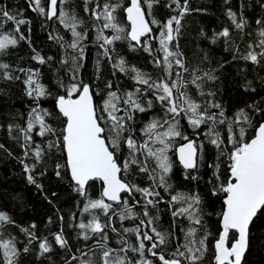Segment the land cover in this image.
<instances>
[{
	"label": "trees",
	"instance_id": "obj_1",
	"mask_svg": "<svg viewBox=\"0 0 264 264\" xmlns=\"http://www.w3.org/2000/svg\"><path fill=\"white\" fill-rule=\"evenodd\" d=\"M127 3L128 0H64L63 3L58 2L57 16L47 19V15L35 10L34 0H0V9L8 11L17 20L27 21L19 26L20 31L16 33L15 23L0 17V32L14 34L17 38L21 34L24 36V39H18L16 45L0 50V64L9 66L0 69V212L6 213L11 220V223H0V239L13 242L17 250L14 264H104L103 253L106 250H111L110 261L124 257L128 264L141 260L160 264L148 253V248L158 243L153 227L167 234L166 243L153 249L158 255L177 259L180 264H211L224 197L223 192L214 194V189L228 178L227 155H220L222 150L231 149L227 143V120L234 119L235 114L243 109L251 117L252 127L234 125L233 134L238 137L239 127H245L248 139L252 137L258 122L264 120V55H260L264 48L259 46V32L264 29V0H187V11L182 17L173 0H153L150 10L143 6L145 18L149 22L155 19L159 23H149L152 31L140 38L137 45L127 39L123 13ZM179 3L183 8L185 0H179ZM105 4L119 5L114 15L118 26L124 29L122 33L104 28L103 16L97 18L93 15V9L102 13ZM41 6L46 10L47 0H41ZM85 8L88 10L85 11ZM61 10L68 14L69 23L72 16L82 21L76 25V31L81 35L75 48L70 46L76 39L71 27H65L59 18ZM229 11L235 14L237 23L244 21L242 28L235 27ZM173 16L179 18L181 23L179 32H174V39L168 42V48L182 54L180 58L188 71L185 72L173 62L172 74L166 76L160 33L162 26ZM258 20L261 23L258 24ZM225 29L229 35H219ZM118 34L121 39H113ZM98 36L101 38L98 39ZM105 39L112 42L105 43ZM250 52L257 54L256 62L243 59ZM37 54L44 63L34 59ZM158 59L160 65L155 63ZM120 61H124L125 71L116 67ZM133 68L156 82L161 78L166 81L183 79L187 84L182 90L201 105V111L207 110L206 115L215 114L217 121L221 119L219 112L223 110L226 122L215 125V131L223 141L220 148L210 142L208 130L211 121L194 128L185 114L173 120V115L166 111L167 105L156 98L161 93L135 81V73L131 71ZM194 70L202 77L200 89L190 83ZM207 71L215 76L214 80L203 76ZM5 72L11 79L5 78ZM177 73L181 75L178 77ZM29 76L33 78L32 85L26 84ZM36 83L43 86L44 96L36 97L35 93L28 95L29 88L34 89ZM71 83L88 84L98 108H102V102L109 92L117 93L120 111L115 115L125 117L126 129L117 152L121 165L126 158H130V150L124 142L129 134L140 145L148 139L142 129L152 120L178 122L177 130L181 136L170 138L171 146L167 153L173 165L166 177L171 185L167 192L164 188H155L149 174L141 172L139 164H133L127 171L122 169L118 176L139 188L154 189L160 193L159 198H145L141 192L133 189L120 193L121 199L117 203L104 201L112 205L107 213L102 209L84 211V205L89 200L102 199L99 194L101 185L97 180H90L85 186L86 195H81L76 191L77 186L70 181L65 167L60 135L63 119L54 108V99L64 95L65 87ZM129 92L134 93L133 98L145 111L123 103ZM173 93L179 95L175 89ZM212 104H219L220 108L211 107ZM37 107L47 110L49 115L45 117V123L55 130V134L38 135L39 124L34 123L31 140L26 141L22 129L27 127L32 109ZM103 115L107 121V113ZM128 116L131 119H127ZM110 124L111 121H108L105 127ZM184 137L194 141L197 149L196 167L191 170H183L174 158V148L187 141ZM37 147L41 150L39 161L35 157ZM135 157L147 162L149 171L155 168V160H148L146 151L136 152ZM25 165L29 166L30 171L25 170ZM57 165L62 167L58 169ZM57 171L60 175H57ZM29 175L34 183L29 182ZM178 193L199 196L200 204L194 206V216L199 215L201 224H195L187 214L173 217V211L187 207L185 203L171 201V196ZM146 199H152L155 203L146 205ZM126 206L132 209L134 215L121 219ZM146 208L148 216L144 215ZM93 217L102 225L101 231L93 232L90 228L79 227ZM149 219H152V224L148 223ZM141 221L144 223L141 224ZM137 228L139 239L137 232L125 231ZM189 228L196 229L192 236H187ZM144 232L153 240L143 241L145 249L141 256L140 252L131 249L139 248ZM57 234H62L66 241L64 247L56 243ZM85 236L88 238L85 239ZM201 239L204 240L203 246L199 244ZM234 239V232L229 231L226 243ZM42 242L49 245L48 252L41 250ZM189 248L193 250L189 251ZM196 249H201L203 255ZM179 252L184 255L180 256ZM192 256H200V259L192 261ZM0 264H6L3 249H0ZM241 264H264V212H258L249 224L248 246Z\"/></svg>",
	"mask_w": 264,
	"mask_h": 264
},
{
	"label": "snow or ice",
	"instance_id": "obj_2",
	"mask_svg": "<svg viewBox=\"0 0 264 264\" xmlns=\"http://www.w3.org/2000/svg\"><path fill=\"white\" fill-rule=\"evenodd\" d=\"M63 3L64 0H50L47 11L41 6V0H34L36 9L41 14L47 15L48 18H53L57 16V5ZM176 4L177 9H180V16L182 17L187 11V0H185V5L181 8L179 0H173ZM153 0H130V6H128L125 11L127 12V19L131 22V31L128 33L132 41L140 42L142 36H146L150 33L152 29L149 27V23L158 24L159 21L152 19L150 22L145 18V10L143 8L146 5L147 9L152 8ZM119 5H104V10L102 13L96 12L93 9V15L103 16L105 23L104 28H111L116 30L117 33H122L123 28L119 27L116 23V17L114 15L115 8ZM88 9L85 8V11ZM150 15V11L148 13ZM229 17H231L235 27L240 29L244 25V21L236 22V16L234 13L229 11ZM0 17L6 21H13L15 23V32L19 33V26L25 24L27 21L24 19H16L15 16L10 15L8 11L0 9ZM59 18L61 23L65 27H71L72 35L76 39L70 45L72 48L77 46L78 40L80 38V33L76 31V25L82 23L78 21L75 16L71 17V23H69L68 14L63 10L59 12ZM180 19L173 16L167 20L166 24L162 26L160 33V45L161 50L164 53L163 65L164 73L166 76L172 74L171 70L173 68V62L175 65L184 69L185 72L188 69L185 67L183 60L180 58L182 54L179 51L172 52L169 51L168 42L174 39L173 33L179 32ZM257 23H261L259 20ZM173 24L176 25L175 29ZM2 28V25H0ZM219 35L227 37L229 32L227 29L223 30ZM260 44L259 46L264 48V29L259 32ZM98 39L101 37L98 36ZM18 39H24L21 34L18 38L11 33L0 32V50H5L9 46H14L17 44ZM113 39H121L118 34L113 37ZM111 40L105 39V43H111ZM251 47V46H250ZM264 55V52L260 53ZM34 59L38 60L40 63H44V60L37 54ZM243 59H250L252 62L257 61V54L249 53L244 56ZM157 65L161 64L158 59L155 61ZM124 61H120L116 67H119L121 71H125ZM9 66L7 64H0V69H7ZM135 73L133 79L139 84L147 85L150 89H156L161 94L157 95V99L167 105L166 111L173 115V120L175 117L185 114L188 116V122L194 128H198L200 125L211 121L212 125L208 130V135L211 138L210 142L217 148L223 141L220 139V134L215 131L216 123L224 124L226 122L225 114L223 110L219 112L221 119L217 121L215 114L206 115V109L201 111V105L198 104L185 90L187 82L183 79L166 81L161 78L160 81H152L150 77H147L145 73L140 72L138 69H131ZM5 78L11 79V76L5 72ZM178 77L180 73L176 74ZM203 76L208 80H214L215 76L211 74L210 71L204 72ZM202 77L193 71L191 84L195 85L197 89L201 88ZM34 83L32 76H29L26 80V84L32 85ZM110 87V85H109ZM173 89L179 95H174ZM66 96L61 95L57 98V107L60 114L64 118V128L60 135L62 136V149L66 153V165L70 170L71 179L76 184V191L81 195H86V184L93 179H101L104 183V189L102 192V197H106L109 201H119L121 199L120 193L122 191H135L141 192L145 198L160 197V193L154 189L149 188H139L136 185H132L124 182L122 178L118 176L123 169L127 171L128 168L133 164L140 165V171L149 174L150 179L154 181L155 188H164L167 192L171 185L167 183V175L171 172L172 162L167 155L168 150L171 146L170 138L181 136V132L177 130L176 123H169L168 121H157L152 120L142 129V132L147 136V140L144 143L137 145L136 141L129 134L126 141L128 149L130 150V158H126L123 164L119 162V157L117 152L121 147V141L123 140V133L125 132V117H118L115 115L120 109L117 107V102L119 97L116 92H109L108 96L103 100L102 108H98L93 101V94L90 92V87L88 84L83 83H71L65 88ZM140 91V89H137ZM35 93L36 97L44 96L45 90L42 85L36 83V87L29 88L28 95L32 96ZM155 95V92L153 93ZM201 95L203 93L201 92ZM127 99L123 101L124 104L130 105L141 112L145 111L143 107L133 98L134 93L129 92L126 94ZM149 107H151V102H149ZM211 107L220 108L219 104H212ZM126 111V110H125ZM103 113H107V121ZM49 115L47 110L33 108L29 114V121L27 127L22 129L24 138L26 141L31 140L30 133L33 130L34 123L39 124L40 136H44L46 133L55 134V130L45 123V117ZM127 119H131L130 116ZM111 121L109 127H105V124ZM228 132L227 143L231 145L230 150H222L220 155H227L229 161V176L226 181H221L218 188L214 189L215 192H223V211H222V231L219 234V238L216 240L215 249L216 264H241V258L245 253V249L248 246V228L250 222L258 212H264V120L258 122V127L254 129V135L248 139L246 138L245 127H239V136L233 134V126L246 124L248 127H252L251 117L244 112L243 109L235 114L234 119L227 120ZM186 140L187 137H184ZM52 145H50L51 147ZM2 147V146H0ZM139 151H146L147 159L155 160V168L149 171V164L147 162L139 161L135 157V153ZM197 149L194 147V141L188 140L186 144L179 148V160L183 167L187 169H192L196 167V157ZM27 155V153H25ZM35 157L37 161L41 158V150L37 147L35 152ZM34 167V166H33ZM62 165H57L59 169ZM214 167H219V165H214ZM25 170L30 171L29 166L25 165ZM57 175H60L57 171ZM215 175V173H214ZM158 178V183L156 182ZM219 179V177H216ZM195 179V177H193ZM30 183H34V179L31 175L28 176ZM39 187V185H38ZM171 201L182 202L187 204V207H180L172 212L173 217L187 214L188 218L192 220L195 224H201V219L199 215L194 216V206L200 204V198L198 195H186L178 193L171 196ZM155 203L152 199H146V205H153ZM127 204V202H125ZM112 207L111 204L105 203L103 199L89 200L84 205V211L88 212L90 209H102L105 213ZM134 215L133 211L129 207H125L124 211L121 213V219H125ZM144 215L148 216L147 208L144 211ZM9 222L11 220L9 216L0 212V223ZM144 221H141L143 224ZM149 224H152V219H149ZM81 229L90 228L93 232H99L102 229V225L96 222V218L93 217L91 221L87 224L81 223L79 225ZM236 230L239 233V238L235 242L231 243V246H226V242L229 240V231ZM125 231H135L138 234V239L140 238L139 228L137 229H125ZM152 231L158 238V243H153L148 251L152 253L153 256H157L158 253L154 252L153 249L158 248L159 245L165 244L167 241V234L160 233L156 231L153 227ZM196 232L195 228H189L187 236H192ZM85 239L88 237L85 236ZM56 243L61 247L66 245L62 234H57L55 236ZM152 241L153 237L147 232L143 233V239L139 244V248H132L131 250L140 252L143 256L145 244L143 241ZM189 243H192L189 241ZM199 244L203 246L204 240L201 239ZM187 247V245H185ZM40 248L43 252L49 251V245L47 242H42ZM0 249L4 251V257L6 264H14V257L17 255V250L11 240L0 239ZM192 251V248L188 249ZM203 252L201 249H196ZM27 251V249H25ZM111 250H106L103 253L105 258L104 264H128L126 258L116 257L115 260L110 261ZM180 256H183V252H179ZM159 260L162 264H180L177 259H166L163 254H159ZM192 261H198L200 256L190 257ZM82 264H90V262H82ZM136 264H151L150 261H137Z\"/></svg>",
	"mask_w": 264,
	"mask_h": 264
},
{
	"label": "water",
	"instance_id": "obj_3",
	"mask_svg": "<svg viewBox=\"0 0 264 264\" xmlns=\"http://www.w3.org/2000/svg\"><path fill=\"white\" fill-rule=\"evenodd\" d=\"M49 3H50V0H47V8H46V11H47V9H48ZM128 6H130V0H129L128 5L125 7V9H126ZM125 9H124V20H125V22H126L127 25H128V28H127V38H128V40H129L130 42H133V43H135V44H138V42H136V41H132L131 38H130V36L128 35V33H130V31H131V22L127 19V12L125 11ZM47 19H50V18H48V16H47ZM147 34H148V33H147ZM147 34H146V35H147ZM142 37H144V36H142ZM142 37H141V38H142ZM65 88H66V87H65ZM58 96H61V95H58ZM58 96L54 99V108H55V110L58 112V114L60 115V117L63 119V126H62V130H63V128H64V118H63L62 115L60 114L59 109H58V107H57V98H58ZM65 96H66V91H65ZM257 127H258V125H257ZM253 135H254V132H253ZM253 135H252V136H253ZM187 142H188V140H187V141H184V142H182V143H180V144H178V145L174 148V158H175V161H176V163H177V164H178L183 170H186V169H185V168L183 167V165L180 163V160H179V148L182 147V146H183L184 144H186ZM61 143H62V136H61ZM62 151H63V149H62ZM63 154H64L65 167H66V170H67V173H68L69 179H70V181H71L73 184H75V182L71 179L70 170L67 168V165H66L67 157H66V153H65L64 151H63ZM187 170H191V169H187ZM228 175H229V171H228ZM93 180H97V181L100 183L101 188H100V192H99V194H100V197H101L104 201H106V202H111V203H117V202H118V201H109L106 197H102V192H103V189H104V183H103V181H102L101 179H93ZM75 185H76V184H75ZM127 192H128V191H122L121 193H127ZM223 199H224V197H223ZM223 207H224V205H223V200H222V210H221V214H220V217H219V228H220V230H219V233H218V235H217L216 240L219 238V234H220V232L223 230V229H222V223H221ZM230 231L234 232V234H235V239H234L232 242H230L229 244L226 243V246H228V247H230V246H231V243L235 242V240L239 238V233H238L236 230H230ZM216 240L213 242V257H212V260H211V264H216V260H215V255H216L215 243H216ZM149 248H151V246H150ZM245 250H246V249H245ZM148 253H149V255H150L151 257H155V258L159 261V263L162 264V262H161V261L159 260V258H158L159 255H157V256H153L152 254H150L149 251H148ZM242 257H243V256H242ZM241 260H242V258H241Z\"/></svg>",
	"mask_w": 264,
	"mask_h": 264
},
{
	"label": "flooded vegetation",
	"instance_id": "obj_4",
	"mask_svg": "<svg viewBox=\"0 0 264 264\" xmlns=\"http://www.w3.org/2000/svg\"><path fill=\"white\" fill-rule=\"evenodd\" d=\"M128 3H129V0H128ZM128 3H127V5H128ZM125 9V8H124ZM123 13H124V11H123ZM127 24V23H126ZM127 28H128V25H127ZM128 39V38H127ZM129 41V40H128ZM130 42V41H129ZM131 43H133V42H131ZM133 44H135V43H133ZM135 45H137V44H135ZM65 95V94H64ZM229 176V175H228Z\"/></svg>",
	"mask_w": 264,
	"mask_h": 264
}]
</instances>
